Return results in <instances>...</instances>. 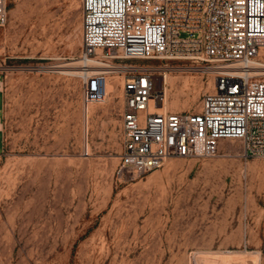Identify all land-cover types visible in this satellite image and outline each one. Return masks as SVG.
<instances>
[{
	"label": "rangeland",
	"instance_id": "rangeland-1",
	"mask_svg": "<svg viewBox=\"0 0 264 264\" xmlns=\"http://www.w3.org/2000/svg\"><path fill=\"white\" fill-rule=\"evenodd\" d=\"M80 48L79 0H8L0 264H264V158L221 141L120 181L122 84L86 93ZM212 65L168 63L165 111L197 113Z\"/></svg>",
	"mask_w": 264,
	"mask_h": 264
},
{
	"label": "built area",
	"instance_id": "built-area-1",
	"mask_svg": "<svg viewBox=\"0 0 264 264\" xmlns=\"http://www.w3.org/2000/svg\"><path fill=\"white\" fill-rule=\"evenodd\" d=\"M7 2L0 0V27ZM79 2V57L100 68L84 90L101 94L111 76L122 84L117 179L141 178L172 158H213L221 141L239 142L245 160L264 158V0ZM172 62L216 68L197 113L163 109L160 71Z\"/></svg>",
	"mask_w": 264,
	"mask_h": 264
},
{
	"label": "bare ground",
	"instance_id": "bare-ground-1",
	"mask_svg": "<svg viewBox=\"0 0 264 264\" xmlns=\"http://www.w3.org/2000/svg\"><path fill=\"white\" fill-rule=\"evenodd\" d=\"M70 69L72 70V67H70ZM79 69H80V72H77L78 70L76 72H73V70H72V72H70V71L69 72H70L71 75L80 76L83 79H85V77L88 76L89 74H91L93 72H97V71L100 70V68L93 62H83V66L81 68H79ZM92 69H94V71H91ZM215 69H216L215 67H210L208 69H202V70H203V72H205V70H210L212 72H216V71H214ZM160 72H162V74H163L164 87L166 89V85L168 84V76L169 75H168V73H166V71H160ZM258 72H260V74H264V64H262V66H260V68L258 69ZM167 107H168V102L167 103L164 102L163 109L167 110ZM255 264H258V261L255 260Z\"/></svg>",
	"mask_w": 264,
	"mask_h": 264
},
{
	"label": "crops",
	"instance_id": "crops-1",
	"mask_svg": "<svg viewBox=\"0 0 264 264\" xmlns=\"http://www.w3.org/2000/svg\"><path fill=\"white\" fill-rule=\"evenodd\" d=\"M3 119H4V94H3L2 82L0 77V152L3 148V143H4Z\"/></svg>",
	"mask_w": 264,
	"mask_h": 264
}]
</instances>
